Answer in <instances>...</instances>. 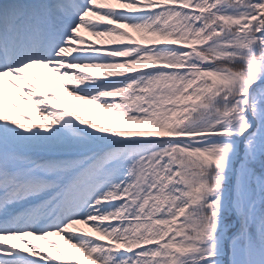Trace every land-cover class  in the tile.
<instances>
[{"label":"snow or ice","instance_id":"6c2138e0","mask_svg":"<svg viewBox=\"0 0 264 264\" xmlns=\"http://www.w3.org/2000/svg\"><path fill=\"white\" fill-rule=\"evenodd\" d=\"M0 264H264V0H0Z\"/></svg>","mask_w":264,"mask_h":264},{"label":"rangeland","instance_id":"374dc122","mask_svg":"<svg viewBox=\"0 0 264 264\" xmlns=\"http://www.w3.org/2000/svg\"><path fill=\"white\" fill-rule=\"evenodd\" d=\"M82 34L85 36L86 40H88V41H97V42H98L100 39H102V38H100V37H93V36H90L87 32H83ZM87 71H92V70L89 69V70H87ZM18 103H20L21 108L24 109V110L27 112L28 116L31 117V119H32V121H33L34 123H36V124H40V123H41V121L39 120V118L36 117L34 110H28V107H27L26 105H24L22 102H19V101H18ZM75 103H77V102H76L75 100H73L72 104L65 105V106H66L70 111H72V110H74V104H75ZM79 103H82V104H83V103H86V102L81 101V102H79ZM12 115H14V113H12ZM23 123L27 124L28 121L25 120V121H23ZM79 227L85 228V231L88 230V229H87L85 226H83V225H80ZM27 239H33L34 242L37 243L38 245H40V247H41V248L44 250V252L47 253L48 255H50V256H57V253H56L53 249H51L48 245H46V244L44 243V241H42V240H35V239L32 238V237H27ZM51 239L55 240L58 244H60V246H61L62 248L65 249V251H68V249L70 248V246H69V245H66L65 242H64L63 240H61V238H60L59 236H53V237H51ZM11 242L17 244L19 247H23V246H24L23 244H21V242H20L19 240H13V241H11ZM72 251H73V252H78V250H75V249H73ZM80 256H82V254H80Z\"/></svg>","mask_w":264,"mask_h":264}]
</instances>
